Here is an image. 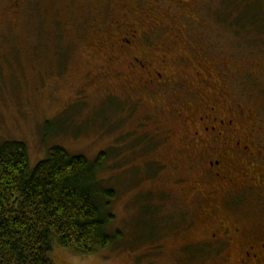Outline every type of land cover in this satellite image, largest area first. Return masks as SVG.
Listing matches in <instances>:
<instances>
[{
	"label": "rangeland",
	"instance_id": "1",
	"mask_svg": "<svg viewBox=\"0 0 264 264\" xmlns=\"http://www.w3.org/2000/svg\"><path fill=\"white\" fill-rule=\"evenodd\" d=\"M135 55L165 57L177 85L133 93ZM199 99H220L250 146L246 186L211 180L208 149L186 145L174 109ZM14 141L31 169L55 146L90 161L110 152L100 178L116 191L113 246L54 244L53 264H212L187 246L201 248L222 215L264 237V0H0V145Z\"/></svg>",
	"mask_w": 264,
	"mask_h": 264
},
{
	"label": "trees",
	"instance_id": "2",
	"mask_svg": "<svg viewBox=\"0 0 264 264\" xmlns=\"http://www.w3.org/2000/svg\"><path fill=\"white\" fill-rule=\"evenodd\" d=\"M108 154L90 161L55 146L31 169L24 143L0 145V264H53L54 244L82 255L113 246L116 191L100 178Z\"/></svg>",
	"mask_w": 264,
	"mask_h": 264
},
{
	"label": "flooded vegetation",
	"instance_id": "3",
	"mask_svg": "<svg viewBox=\"0 0 264 264\" xmlns=\"http://www.w3.org/2000/svg\"><path fill=\"white\" fill-rule=\"evenodd\" d=\"M16 4H18V0H16ZM131 43L132 41L127 42L129 46ZM123 47L126 48L124 44ZM130 59L128 66L132 73L130 72L129 75L135 74L140 83L131 87L133 93L153 88L160 90L177 85L173 76L160 70L167 71L165 57L159 63L146 57L139 58L136 55ZM152 62L155 64L153 65ZM203 100L199 99V101L190 104L185 101L183 103L184 109H174L178 119H182L185 125L190 126L185 143L187 146L191 143L208 149L199 161L203 167H201L202 172L211 180L219 181L227 189L239 185L244 187L252 176L248 172L246 163L244 162V165L242 163L247 155L255 158L252 156L253 153H250V146L246 145L244 148L241 139L235 141V138L239 137V127L234 126V121L226 119L228 116L220 112L224 109V107L219 106L220 99L213 101L214 105L207 100L204 103ZM202 105L205 108H202ZM201 111L203 115L195 119L197 112L200 113ZM196 165L200 166L199 164ZM207 212L213 213L214 210L207 209L202 214ZM236 218L235 215H222L218 227L214 228L206 240L200 243L201 248L189 245L187 246L188 250L203 249L210 251V253L202 255V262L213 260L214 263L212 264H264L263 235L248 232L243 226L236 224V220H234ZM230 250L235 251L229 253Z\"/></svg>",
	"mask_w": 264,
	"mask_h": 264
}]
</instances>
